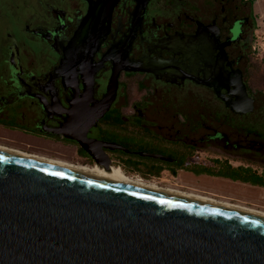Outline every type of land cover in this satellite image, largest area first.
<instances>
[{"label": "flooded vegetation", "instance_id": "1", "mask_svg": "<svg viewBox=\"0 0 264 264\" xmlns=\"http://www.w3.org/2000/svg\"><path fill=\"white\" fill-rule=\"evenodd\" d=\"M243 6L235 0H23L17 7L23 35L8 29L9 43L0 50V146L28 155L71 150L74 164L109 160L141 176L127 168L138 165L146 179L183 172L264 188L243 180L264 182L260 131L200 125L199 118L216 111L183 108L220 101L226 117L253 114L225 103L238 99L241 80L255 99L246 80L254 18ZM92 8L99 10L97 30L83 32ZM14 40L16 66L9 61ZM62 61L81 73L46 76ZM114 67L132 71L120 72L115 98L97 119ZM201 152L214 156L204 162Z\"/></svg>", "mask_w": 264, "mask_h": 264}, {"label": "water", "instance_id": "2", "mask_svg": "<svg viewBox=\"0 0 264 264\" xmlns=\"http://www.w3.org/2000/svg\"><path fill=\"white\" fill-rule=\"evenodd\" d=\"M98 15L92 8L80 30L96 31ZM18 60L14 40L9 61ZM81 70L62 61L46 76ZM122 70L132 71L112 69L97 119ZM235 86L238 99L226 106L252 113L255 99L242 80ZM0 264H264V218L0 151Z\"/></svg>", "mask_w": 264, "mask_h": 264}, {"label": "rangeland", "instance_id": "3", "mask_svg": "<svg viewBox=\"0 0 264 264\" xmlns=\"http://www.w3.org/2000/svg\"><path fill=\"white\" fill-rule=\"evenodd\" d=\"M30 2V0H27ZM32 1V0H31ZM237 3H243V13L249 15L252 19L253 14V35L252 50L254 54L249 57L248 71L250 72L249 83L252 89V94L255 97V110L253 114L248 115L245 119H236L234 117H226V108L220 101L211 103L202 102H184V110L194 109L199 106L200 109L206 111H216L213 117L206 116L199 118L200 125L212 126H231L234 128L245 126L248 131H260L264 136V0H235ZM23 0H0V50H5L9 41L5 37V33L10 29L13 34L19 38L22 34V23H17L18 16L21 12L18 6H22ZM21 21V20H20ZM1 52V51H0ZM122 103L119 101L118 104ZM232 130V129H231ZM50 159H56L67 163H76L71 150H54L32 153ZM199 159L204 162H210L212 153L201 152ZM119 168L118 166H115ZM114 168V167H113ZM121 171L132 178H139L144 181L153 182L160 187L174 188L183 191H196L204 195L211 196L217 200H224L231 203H240L248 207L256 208L264 211V188L252 186L248 183L234 182L227 179L198 176L194 177L191 174L180 172L177 177L162 176L160 178L146 179L136 173H128L120 168Z\"/></svg>", "mask_w": 264, "mask_h": 264}, {"label": "bare ground", "instance_id": "4", "mask_svg": "<svg viewBox=\"0 0 264 264\" xmlns=\"http://www.w3.org/2000/svg\"><path fill=\"white\" fill-rule=\"evenodd\" d=\"M0 151L12 153V154L19 155L27 159H31V160L49 164L55 167H60L63 169L75 171L81 174H85V175H89V176H93V177H97V178H101V179H105L109 181H114V182L130 185V186L150 190V191H155V192H159V193H163L167 195H172V196H176L179 198L196 201V202H200V203H204L208 205H213V206H217L220 208L253 215L256 217H260V218H264L263 210H258L256 208L248 207L240 203H231V202L224 201V200H217L211 196L204 195L196 191H183V190L174 189V188L160 187L153 182L151 183V182L139 179V178L129 177L125 175L121 171L120 168H115V167L113 168L111 166L110 168L107 169L101 166L91 167L88 165L71 164V163H67L64 161L50 159V158H46V157H42L38 155L24 154V153L18 152L17 150L16 151L8 150L1 146H0Z\"/></svg>", "mask_w": 264, "mask_h": 264}, {"label": "trees", "instance_id": "5", "mask_svg": "<svg viewBox=\"0 0 264 264\" xmlns=\"http://www.w3.org/2000/svg\"><path fill=\"white\" fill-rule=\"evenodd\" d=\"M249 78H250V72L248 71L247 69V73H246V80H247V83H248V88H249V91H251L252 93V89H251V86H250V83H249ZM134 168L136 171L140 172L142 175H144V169H142L140 166L138 165H128L127 168ZM232 177V179H236L237 177H235L234 175H230ZM243 180L245 182H249V183H253V184H261L264 186V182H261V181H256V180H252V179H249V178H243Z\"/></svg>", "mask_w": 264, "mask_h": 264}]
</instances>
